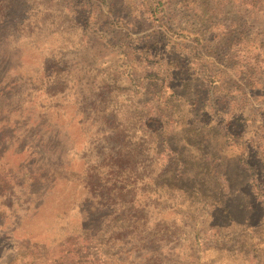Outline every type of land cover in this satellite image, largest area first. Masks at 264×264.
Masks as SVG:
<instances>
[{"label":"rangeland","instance_id":"374dc122","mask_svg":"<svg viewBox=\"0 0 264 264\" xmlns=\"http://www.w3.org/2000/svg\"><path fill=\"white\" fill-rule=\"evenodd\" d=\"M263 155L264 0H0V264H264Z\"/></svg>","mask_w":264,"mask_h":264},{"label":"trees","instance_id":"16d2710c","mask_svg":"<svg viewBox=\"0 0 264 264\" xmlns=\"http://www.w3.org/2000/svg\"><path fill=\"white\" fill-rule=\"evenodd\" d=\"M100 3H102L103 5L107 6V0H96ZM151 2V1H150ZM153 2V1H152ZM149 3V2H148ZM150 4V3H149ZM113 12V11H112ZM209 91V90H208ZM210 92V91H209ZM248 122V121H247ZM262 121L257 122L258 127L257 129L261 130L260 124ZM243 125L246 123V121L242 122ZM223 130L225 132V136L227 138H231L234 139L236 142V145L239 147V154H238V165L240 170L246 174V179H247V183L246 186L248 188V192L249 194L253 196V192H255V189L257 188V184L255 183V169L253 168L252 164L250 163V160L255 158L256 156H261L259 153V148L255 147L252 142H246L244 141L245 138V131L243 128L239 129V133H236L233 131V126L237 124L236 119L232 120V121H225V123H223ZM232 125V127H231ZM245 128V127H244ZM256 143V141H254V144ZM234 144V147L236 146ZM233 145L232 143H229V147L231 148ZM213 157V156H211ZM264 157V155H263ZM228 162H226V160L224 161V165L226 166ZM208 164V163H207ZM209 165V164H208ZM226 169V168H225ZM225 181L229 182V180L227 179V177L225 176ZM255 183V184H254ZM259 196V195H258ZM258 196H256V198H253L255 203H256V199L258 198ZM254 197V196H253ZM261 197L264 200V194L261 195ZM259 199V198H258ZM257 204V203H256ZM261 206L259 204L261 208V212L264 213V201H262ZM263 205V206H262ZM250 208L252 210L258 209V206L253 207L252 205L250 206ZM247 221V220H246ZM248 222V221H247ZM257 227V225H255ZM102 253V252H101ZM98 253V251L96 250L95 252H88L87 250H79L76 254L73 251H68L66 256H62L60 255V258L58 259L59 262H69L70 264H73L74 259L77 258L78 260L82 261L83 263H90L93 264V262H95L98 258V256L101 254Z\"/></svg>","mask_w":264,"mask_h":264}]
</instances>
